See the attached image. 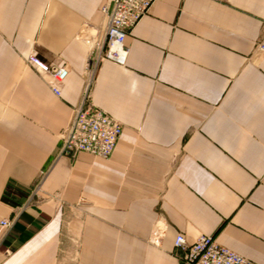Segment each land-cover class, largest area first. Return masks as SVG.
Returning <instances> with one entry per match:
<instances>
[{
	"label": "crops",
	"instance_id": "1",
	"mask_svg": "<svg viewBox=\"0 0 264 264\" xmlns=\"http://www.w3.org/2000/svg\"><path fill=\"white\" fill-rule=\"evenodd\" d=\"M111 1L0 0V264H181L177 234L264 264V0H155L89 88L113 154L69 158ZM32 51L70 66L58 96Z\"/></svg>",
	"mask_w": 264,
	"mask_h": 264
},
{
	"label": "built area",
	"instance_id": "2",
	"mask_svg": "<svg viewBox=\"0 0 264 264\" xmlns=\"http://www.w3.org/2000/svg\"><path fill=\"white\" fill-rule=\"evenodd\" d=\"M155 0H112L101 7L105 19V34L102 45L90 53L86 65L85 90L82 102L74 110L60 135L61 154L69 158L85 153L100 159L113 154L122 132L121 125L112 117L88 103L89 88L93 76L102 61L123 65L127 56L125 40L141 17L149 12ZM255 50L264 54V36L255 44ZM28 65L40 75L52 81V91L59 95L60 84L71 73L67 64L49 67L41 63L32 51L27 57ZM12 222L1 220L0 227L9 230ZM157 240L159 235L154 236ZM174 248L180 251L181 264H254L234 252L219 246L211 236H199L188 242L184 235L177 234Z\"/></svg>",
	"mask_w": 264,
	"mask_h": 264
},
{
	"label": "rangeland",
	"instance_id": "3",
	"mask_svg": "<svg viewBox=\"0 0 264 264\" xmlns=\"http://www.w3.org/2000/svg\"><path fill=\"white\" fill-rule=\"evenodd\" d=\"M61 64H66V63L63 62V63H61ZM67 65H68V64H67ZM47 66H48V65H47Z\"/></svg>",
	"mask_w": 264,
	"mask_h": 264
}]
</instances>
